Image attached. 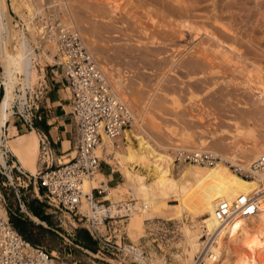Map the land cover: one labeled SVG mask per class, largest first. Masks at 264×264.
<instances>
[{
	"label": "rangeland",
	"instance_id": "374dc122",
	"mask_svg": "<svg viewBox=\"0 0 264 264\" xmlns=\"http://www.w3.org/2000/svg\"><path fill=\"white\" fill-rule=\"evenodd\" d=\"M107 1L114 4L113 19H109L104 0H6L7 12L12 19L14 15L16 28L21 29V22L24 24L21 30L36 53L32 60L34 78L26 89L25 104L13 103L11 118L2 129L0 151L6 154L8 161L14 158L6 151L5 145L15 149V157L23 167L21 170L35 175L40 168L39 146L33 149L38 136L36 134L35 137L24 122L34 113L35 106L39 107L46 120L51 122L56 117V120L62 119L70 126L67 127V135L72 142L74 127L69 115L64 114L67 111L65 84L59 69L49 66L54 48L52 44L38 42L37 26L33 22L35 14L46 3H53L55 10L59 9L77 29L111 88L120 94V99L133 114L136 123L133 130L145 134L160 152L173 155L176 148L201 149L228 159L235 156L234 160L244 164H249L260 152L264 153V104L254 93L256 85H264V75L252 67L250 69L247 64L254 62L264 68V0H235V3L234 0H194L199 4L192 8L195 18L188 21L199 28L189 22L178 28V17L171 14L175 17L169 18L142 0ZM11 4L16 11L10 7ZM29 8L35 14H29ZM207 29L220 40L230 42L234 54L217 50L215 42L205 33ZM43 51L51 59L41 58ZM235 57L242 62H237ZM173 59L178 62L170 69ZM1 63L0 58V67ZM115 78L123 84L121 91L115 88ZM3 81L1 67L2 86ZM17 94H20L18 90ZM3 95L4 88H0V101ZM45 98H49L48 107L45 106ZM47 125L54 127L56 123ZM63 135L61 133L60 140L67 139ZM59 144L55 139V154L60 155ZM68 151L72 152L71 149ZM103 159L108 165L102 164L98 173L110 194L102 195L101 199L97 197V200L111 203L109 215L117 213L114 203L134 201L133 212L122 219L125 245L139 248L157 264H190L200 250L199 235L194 238L191 235L199 231V216H192L193 212L183 207L178 185H184L182 173L192 167L176 168L174 181H177V187L149 180L151 189L136 192L138 186L132 189L127 184L114 157L107 153ZM200 170L224 185L236 182L232 173L223 171V168L221 171ZM0 181H5L3 175H0ZM2 191L7 217L15 215L20 209L16 197L9 187H3ZM20 193V203L22 200L25 204L37 201L31 186L20 189ZM222 196L223 192H220L218 198ZM40 205L42 213L50 216L53 235L33 230L37 246L47 252H56L60 260L70 263L131 264L127 257L115 251L112 253L116 256H110L98 245L94 252L75 245V231L82 229L81 223L73 228L65 216L51 214L43 203ZM211 209L210 205L205 209L207 214ZM24 210L31 216L25 207ZM21 214L33 225L47 229L44 223ZM206 226L210 228V222Z\"/></svg>",
	"mask_w": 264,
	"mask_h": 264
},
{
	"label": "built area",
	"instance_id": "2783aa9c",
	"mask_svg": "<svg viewBox=\"0 0 264 264\" xmlns=\"http://www.w3.org/2000/svg\"><path fill=\"white\" fill-rule=\"evenodd\" d=\"M41 7L32 21L37 26L38 42L53 45V62L49 66L59 69L65 84L68 94L65 114L69 115L74 127L70 142L73 156L62 151L60 155L55 154L50 140L38 131L40 168L35 175L14 166L13 161H8L6 154L0 151L4 160V166L0 164V175L5 177V181H0V264H76L60 260L54 251L47 252L43 247L26 242L11 226L5 212L2 188H11L19 203V213L30 218L19 199L20 189L27 186H31L34 198L43 203L51 214L65 216L73 228L75 224L81 223L80 228L87 232L101 251L116 256L112 253L115 251L127 257L131 264H157L139 248L138 256L129 254L126 249L128 245L123 242L122 219L134 210V201L124 202L122 206L121 202H116L114 207L118 213L97 216L94 213L95 205L106 209L111 205L109 201L105 204L106 201L100 200L106 194V183L101 182L98 187L90 189L88 194L82 192V179L96 171L100 172L102 164H106L96 155V150L102 148V137L117 145L123 131L131 126V114L124 102L112 91L105 73L85 48L77 29L62 16L59 9L55 10L53 3H46ZM23 27L21 22L20 28ZM0 88L3 89L2 83ZM254 93L264 104V85H256ZM33 112L24 121L29 129L32 128L33 119L40 120L42 117L38 106L34 107ZM63 158H66V162ZM219 161V156L205 150L176 148L173 151V163L177 165L211 166ZM240 164L241 162H237L233 165L232 171L249 179L250 173ZM248 168L249 172L263 176L257 184L259 194H240L231 200L219 201L214 207L213 218L221 227L235 217L244 220L254 217L259 204L258 197H264V154L250 160ZM97 197L100 199L97 200ZM82 201L90 214L82 211ZM217 235L218 232L200 231L201 250L192 257L190 264L215 262ZM97 253H100L99 250Z\"/></svg>",
	"mask_w": 264,
	"mask_h": 264
},
{
	"label": "bare ground",
	"instance_id": "6f19581e",
	"mask_svg": "<svg viewBox=\"0 0 264 264\" xmlns=\"http://www.w3.org/2000/svg\"><path fill=\"white\" fill-rule=\"evenodd\" d=\"M142 1L145 2L148 6L154 9L155 8L158 9L169 18L172 17L171 14L178 17V20L176 21L178 28L188 23L189 22L188 20L195 18V16L192 14L193 13L192 8H195V4L197 2L195 3L194 0H142ZM246 1L247 0H245L244 2ZM104 2H106L104 4L105 6H107V9L109 10L108 12V16H110L109 19H113L115 15V14L113 15L114 4L112 3L113 4L112 5L110 1L107 0H104ZM233 2L235 3V0ZM10 7H12L14 11H16V9L13 7V4H11ZM28 12L29 14L31 13L35 14L32 8L31 9L29 8ZM175 16H173L172 18L174 19ZM176 19L177 18H175V20ZM189 24L191 25L194 23L189 22ZM194 25L197 28H199L197 24ZM205 33L208 35L207 37L210 40L215 42L217 50H224L234 54V50H233L234 47L230 42H225L220 40L215 33H213L208 29L205 30ZM219 36L221 35L219 34ZM226 48H228L229 50H227ZM235 52H237L236 48H235ZM35 56L36 53H34L26 35L21 29L16 28V24L13 23V19L11 18V15L7 12L6 0H0V58L2 62L1 67L3 71V80H4L3 81L4 95L0 101V145L3 144L2 137L4 131L2 129L6 127L7 123L11 118V114L13 112L12 111L13 103L15 101H18V104L20 106H23V104H25L26 89L29 86H31L32 83L31 81L34 78L33 76L35 73L34 71L35 69H33L32 60ZM41 56H45L46 58L51 59L50 58L51 56L47 55L45 51H43L40 54V57ZM238 61L242 62V60H239V58L237 59V62ZM176 62L178 61L174 59L170 62V69H172L175 66ZM247 64L250 66V69L252 67L253 70H256L258 71V73H262L264 75V68L262 66L258 64L256 65L254 62ZM113 82L115 84L116 90L121 91L123 89V84L121 83L120 79L115 78ZM17 90L18 92H20V94H17ZM117 94L115 93L116 97L123 102V100H121L119 97L120 94L119 95ZM130 114H131V126L129 129H125L123 131L122 138L118 139V144L115 145L110 139L102 137V148H98L96 150V155H98L102 160H104L103 159L104 155L110 153V155L114 157V160H116L118 165L120 166V169L126 178L127 184L131 186L132 189H137L136 186H138L139 189H137L136 192H143L151 189L148 186L149 180H154L160 185L171 184L176 186L177 181H174V179L177 177L175 175L176 168L181 169L183 167H192L186 169L182 173L184 179V183H183L184 185H182V183L181 185H178V190H180V194L182 196L183 207L189 209V211H192L193 212L192 216L195 217L199 216V218H197V226H198L197 230L199 231H197L196 233H191L192 238L199 235L200 230H204V231L206 230L205 232L207 233L218 232L216 238L217 241L216 260L214 263H209V262L206 263L207 264H264V197L262 196L258 197L259 204L257 206V212L255 213L254 217L248 220L235 217L229 223L221 227L219 226L218 222L215 221L213 218L214 207L217 205L219 201L231 200L240 194H248V193L259 194L257 184L263 178V176L249 172V168H248L249 164H244L243 162H241L240 164L241 167L247 173H250L251 177L249 179H244L239 175L235 174L232 170H230V168L233 165H236L237 163V161L234 160L235 156L229 159L227 157L220 156V161L211 166H197L192 164L177 165L173 163V155H168L166 153L160 152L156 148V146L152 144L149 139L146 138L145 134L141 133L142 134L141 135L140 133H138V130H136L137 132L133 130L132 127L134 126L135 118L131 113V111ZM30 130L32 134L35 136L36 135L35 130L33 128H31ZM203 143L204 141H201V144ZM33 145H34L33 149L38 148V142L34 143ZM247 148L248 147L246 145L245 149ZM5 149L14 158L13 160L14 166L19 167V169H23L20 162L15 157L14 150H12L8 145H5ZM211 153L214 155L216 154L215 152H211ZM69 154L73 156V152H69ZM259 154L263 155L264 153L260 152ZM64 162H66V160H64ZM228 162L229 165H226V163ZM0 164L4 166V160L2 154H0ZM136 168H139V171H136ZM222 168L223 171H227V172L230 171V173H232V176L236 180L235 182L236 186L234 183H229L224 185L222 182L216 181L212 175L205 174L200 170L202 169V170H211V171L214 170L221 171ZM101 178L102 177L98 173V171L94 172L89 177H84L81 182L82 192L88 194L90 189L98 187L99 183H101L102 181ZM205 188L208 189V192L207 190H205ZM104 189H106V194H110L109 188L105 187ZM220 192H223L224 196H222V198L219 199L218 196H220ZM226 196L232 198H225ZM104 199L108 200L107 197H105ZM144 201L146 202L147 199L144 198ZM122 204L124 203L121 202L120 205L122 206ZM209 205L212 207V209L210 210L209 214H207V211H205V209ZM81 209L82 211H85L86 213L90 214V211L88 208H86L84 201H82ZM1 213L2 212L0 209V214ZM94 213L97 216H100L102 214H110L109 208L106 209L103 207H98L97 205L94 206ZM31 218L36 222L42 223L33 216H31ZM208 222H210V228L207 229L206 224ZM129 248L132 249L129 250ZM126 249L129 254H133L135 256H138L140 254V251L137 248H135L133 245H128V248ZM200 250H201V244H200ZM154 262L156 263V261Z\"/></svg>",
	"mask_w": 264,
	"mask_h": 264
},
{
	"label": "trees",
	"instance_id": "16d2710c",
	"mask_svg": "<svg viewBox=\"0 0 264 264\" xmlns=\"http://www.w3.org/2000/svg\"><path fill=\"white\" fill-rule=\"evenodd\" d=\"M31 127L34 130L41 131L46 135L49 128L43 116L40 118V120L33 119L31 121ZM14 152L16 155L15 149ZM22 204L28 213L31 216L37 218L40 222H43L47 229H44L39 225H33V223L28 218L19 213L17 210L16 213H14L15 215H8V220L13 229L21 236V238L32 245H37L36 240L34 239L35 237L33 236V230H36L38 233H48L53 235V232L51 231V229H53V225L50 221V216L44 215L42 213L40 210V203L38 204L37 201H30L25 204L24 200H22ZM73 240L75 245L92 252L95 251L97 246V243L93 241L83 229H77L75 231V237Z\"/></svg>",
	"mask_w": 264,
	"mask_h": 264
},
{
	"label": "crops",
	"instance_id": "0c3cea01",
	"mask_svg": "<svg viewBox=\"0 0 264 264\" xmlns=\"http://www.w3.org/2000/svg\"><path fill=\"white\" fill-rule=\"evenodd\" d=\"M67 97H68V94H67ZM67 97H66V108H67ZM49 102H50L49 98H46L45 104L47 107H48ZM61 108H63V106H61ZM41 113H42V111H41ZM42 115H43V113H42ZM43 117L45 118L46 116L43 115ZM55 120H56V117L52 118L51 122L46 120V118H45L46 124L56 123V125L54 127H50V125H48L49 128H48L47 135L44 133L43 134L47 136V138L50 140L52 145L55 143V139L58 140V144L60 143L59 144L60 152L62 151L63 153H65L66 151L70 150V141H69L68 135H67L68 131H69V129L67 130V127H70V126H68L62 119H60V120L57 119L56 121ZM38 132L42 133L41 131H38ZM61 133H62V135L64 134L63 137H65V138L67 137L68 140L67 139L60 140L61 139Z\"/></svg>",
	"mask_w": 264,
	"mask_h": 264
}]
</instances>
